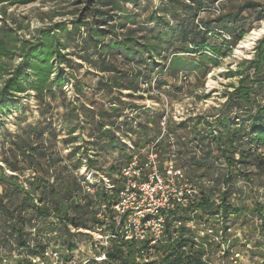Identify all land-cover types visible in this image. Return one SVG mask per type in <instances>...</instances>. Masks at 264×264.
<instances>
[{
	"label": "trees",
	"instance_id": "trees-1",
	"mask_svg": "<svg viewBox=\"0 0 264 264\" xmlns=\"http://www.w3.org/2000/svg\"><path fill=\"white\" fill-rule=\"evenodd\" d=\"M4 1L7 0H0V3ZM217 1L222 0H155V6L144 22L155 26L150 30L149 40L153 38L156 43H140L136 37L112 34L99 28L102 23L97 10L93 11L91 22L86 20V15L70 22L60 21L36 29L33 38L27 40L0 27V112L13 105L15 101L11 98L23 94L35 99L39 111L36 121L28 123L22 132L10 138L12 146L1 159L0 264H4L5 257L11 253H7L9 246L22 250L17 264H31L37 257L44 259L54 236L58 239L64 234L63 245L68 250L78 246L77 235L82 236L83 228L88 229L91 219L89 205L76 201L81 187L86 188V177L94 173L96 179L99 174L114 178L124 164L110 165L106 172L99 156L118 151L129 158L122 139L141 147L161 133L160 122L165 109L155 113L153 108L132 103V111L146 110L140 113L142 119L141 116L130 117L121 107L124 104L122 94L128 92L133 96L138 93L144 98L142 92L151 91L152 80L159 87L160 77L168 70L173 75V72L194 69L196 63L189 57L196 54L208 59L207 63L201 60L206 73L208 63L217 64L219 58L230 55L244 36L246 17L240 10L223 13L222 4L221 13L214 14L211 8ZM128 2L138 4V0ZM242 7L261 8L259 19L264 17V3L249 0ZM142 8L141 14L147 11L146 7ZM117 9L122 11L121 5ZM98 12L106 15L103 23L110 22V18L118 14L110 16L106 11ZM128 23L136 25L137 21L133 19ZM138 30L134 27V31ZM219 32L223 34V43L212 42L213 37L219 38ZM75 54L91 62L99 71L96 92L115 93L107 107L96 108L94 101L91 106L84 102L90 86L86 84L85 74L74 71L72 56ZM94 55L96 59H92ZM7 60L16 63L10 64ZM168 61L171 67L167 65ZM223 75L231 82L223 89V101L215 111L198 116L194 122L187 117L177 123L170 117L168 128L170 132L176 127L192 128L198 135L190 143L183 141L186 149L178 150L179 165L185 171L187 169L189 180L197 187L195 201L188 208L174 211L173 217L187 221L191 211L198 210L206 224L209 218L219 217V230L226 233L228 222L239 219L241 213L231 201L232 186L240 177L253 182L254 177L264 176V36L256 41L250 57L236 61L234 68L230 64ZM186 76L183 75L185 79ZM57 107L62 108L61 113L55 111ZM25 114L24 108L19 119ZM85 129L89 130L88 136ZM152 131L154 135L147 137ZM62 134L67 136L59 140ZM141 135L146 137L141 139ZM59 142L70 148L65 157H60ZM67 160L69 163L60 169L62 161ZM6 168L10 169V174L6 173ZM82 169L84 173L76 177L75 171ZM26 170L33 171L21 179ZM53 170L51 181L46 174ZM215 173H218L216 182L213 180ZM204 177H211L208 179L211 181L200 183ZM91 186L95 189L91 193L94 228L88 232L98 225L94 197L107 198L111 194L102 180H95ZM56 194L67 199L68 208L63 214L61 200L54 197ZM214 243L209 244L208 252L214 248ZM93 244L96 246L94 240ZM193 244V235L172 242V236L168 234V242L158 247L162 252L160 261L152 264H207L202 258L206 250L193 251ZM230 250L225 253L230 255ZM26 253L30 261L26 259ZM136 254L134 243L113 238L106 252L107 260L98 262L94 256L89 262L140 264L136 262Z\"/></svg>",
	"mask_w": 264,
	"mask_h": 264
},
{
	"label": "rangeland",
	"instance_id": "rangeland-1",
	"mask_svg": "<svg viewBox=\"0 0 264 264\" xmlns=\"http://www.w3.org/2000/svg\"><path fill=\"white\" fill-rule=\"evenodd\" d=\"M247 1L249 0H222L219 2L224 9L223 13L240 10L241 15L247 19L244 22L243 31L245 34L235 47L232 48L230 55H227L225 58H219L217 64L208 63L209 71L206 73L203 72L206 67L202 66L201 60L207 63L208 59L206 57L200 58L198 54L190 56L189 58H191L192 62L196 63L194 64V69L187 70V72H173V75L168 70L167 74L160 77L161 82L159 87H157V82L152 80L151 91L146 90L142 92L144 98L139 97L138 93H133V96H129L128 92H124L122 94L124 104L121 107L125 109V112L130 117L141 116L140 118L142 119L140 113H144L146 109L140 110L137 113V111H132L130 104L135 103L140 106L144 105V107L151 105L155 113L166 107L165 109L173 121L175 120L174 117L179 119V117L187 116L193 119L192 122H194L198 116H205L215 111L219 103L223 101V89L231 82L230 79H227L223 75L224 71L227 70L230 64L234 68L236 61L250 57L256 41L264 36V17L259 19L258 14L261 8L242 7ZM250 1L264 3V0ZM154 2L155 0H138V4H136L135 2H128V0H106V2L103 0H36L30 3H22L20 0H7L0 3V27H4L5 31L11 35H14L15 32L20 38L27 40L33 38L36 29L49 27L60 21L70 22L71 20L82 19L86 15V20L91 22L94 17L93 11L97 10V17L101 19L102 23L99 28L105 29L108 32L110 31L112 34L136 37L140 43H148V41L156 43L153 38L149 40L152 36L150 30L155 29V26L144 22L153 10L155 6ZM105 4L108 5L104 6ZM118 5H121L122 11H118ZM142 7H146L147 9L143 14H141ZM101 10L108 12L110 16L114 15V13L118 14L115 18L111 17L110 22L103 23L102 21L106 15H101L98 12ZM133 19L137 21L136 25L127 24L128 21ZM123 26L125 27L124 30L121 29ZM134 27L139 30L134 31ZM1 34L2 31L0 30ZM221 38H223V34L219 32V38L213 37L211 41L221 44L223 43ZM72 58L75 62L74 71L80 75L85 74L86 84L90 86L88 93H86L88 97L84 99V102L91 106V103L94 101V107L96 108L107 107L110 103V98L115 93L96 92L95 85L98 82L99 71L91 62L80 58L79 54L73 55ZM96 58L97 56L94 55L92 59ZM7 62L10 64L16 63L12 60H7ZM121 64L123 66L124 62ZM167 65L171 67V62L168 61ZM183 75H187L186 79ZM156 76L157 74L154 77ZM11 101H15L13 105L7 110L0 112V163L4 154H8L12 146L10 138L15 136V133L22 132L23 127L28 123H33L39 117L38 105L33 97L23 94L16 96V98H11ZM167 101L168 105L164 107L163 104H166ZM59 103L57 102V104ZM17 104L18 106H16ZM24 108L26 114L24 118L19 119ZM55 111L61 113L62 108L57 107ZM154 127L158 130L155 125ZM88 131L85 129L86 136H88ZM173 133L178 137V149H186L183 141L190 143L198 137L192 128L176 127V129H173ZM148 134L149 136L147 137H150L154 135V131ZM63 136L67 135L62 134L58 139L61 140ZM144 137L146 136L141 135V139ZM134 138H137V135L134 134ZM78 142L83 143L82 140H78ZM58 145L60 157L67 156L70 152L69 146H66L63 142H59ZM162 149H166V146H163ZM127 158V154L118 151L99 156L100 164L106 172L110 165L125 163ZM68 163V160L62 161L59 165L60 169ZM32 171L26 170L21 179L28 177ZM82 171H75L76 177H81ZM62 172L64 175L67 173L64 168ZM6 173L10 174V169L6 168ZM54 173V170L50 171L46 176L53 181ZM217 174L215 173L213 180L217 177ZM208 179H211V177H204L199 182L207 184L208 181H211ZM54 197L61 200L60 211L63 214L68 208L67 199H63L61 194H56ZM76 201L89 205L91 219L88 222V229H93L94 217L92 214L93 201L91 192L89 193L82 186ZM231 201L235 207L241 209L240 218L228 222V231L224 232V242H220L221 247H219L220 240L215 242L214 248L209 252L207 250L209 254L207 259L210 264H262L264 259V176L254 177L253 182L246 181L243 177H240L232 186ZM257 207H260L258 211L256 210ZM208 222L211 223L210 220ZM209 223L207 224L208 226ZM83 229V232H81L83 233L82 236L77 235L76 239L79 244L74 250H68L63 245L64 234L58 239H54V236L51 238L52 242L47 249L46 257L44 259L34 258L31 260V264H91L89 261L98 255L99 251L95 244H93V235L87 231L88 229ZM201 229V225H197L193 229H188L187 232L190 235H194V233ZM228 249H231L230 255L225 253ZM7 251V253L11 251V253L5 257L3 263L17 264V260L21 258L19 253L22 250L17 249L16 246L13 248L9 246ZM26 256V259L30 261L31 258L28 257L27 253Z\"/></svg>",
	"mask_w": 264,
	"mask_h": 264
},
{
	"label": "built area",
	"instance_id": "built-area-1",
	"mask_svg": "<svg viewBox=\"0 0 264 264\" xmlns=\"http://www.w3.org/2000/svg\"><path fill=\"white\" fill-rule=\"evenodd\" d=\"M211 11L221 13L219 1ZM163 105L167 106L168 101ZM147 106L152 108L151 105ZM169 118L165 109L160 122L161 133L141 147L122 139L130 156L114 178L99 174L96 179L94 173L86 177L88 183H85V187L89 192H95L91 186L95 180H102L105 188L111 192L107 198L94 197L98 225L90 233L99 251L94 257L98 262L107 260L106 252L113 238L134 243L136 262L140 264L160 261L162 252L158 247L168 242V234H171L173 242L182 236H190L187 230L197 225H201L202 229L193 235V251L206 250L202 258L207 264H210L207 259L209 244L219 240L224 242V232L219 230V217L209 218L212 224L208 226L198 210H192L191 218L187 221L172 215L179 208H188L194 203L197 187L179 165L178 137L168 128ZM186 118L174 117V121L178 123ZM163 146L166 149L163 150ZM196 151L201 155L199 149Z\"/></svg>",
	"mask_w": 264,
	"mask_h": 264
},
{
	"label": "bare ground",
	"instance_id": "bare-ground-1",
	"mask_svg": "<svg viewBox=\"0 0 264 264\" xmlns=\"http://www.w3.org/2000/svg\"><path fill=\"white\" fill-rule=\"evenodd\" d=\"M254 40V39H253ZM248 43H250V42H248ZM246 47H247V44H246Z\"/></svg>",
	"mask_w": 264,
	"mask_h": 264
},
{
	"label": "crops",
	"instance_id": "crops-1",
	"mask_svg": "<svg viewBox=\"0 0 264 264\" xmlns=\"http://www.w3.org/2000/svg\"><path fill=\"white\" fill-rule=\"evenodd\" d=\"M1 3H3V2H1Z\"/></svg>",
	"mask_w": 264,
	"mask_h": 264
}]
</instances>
